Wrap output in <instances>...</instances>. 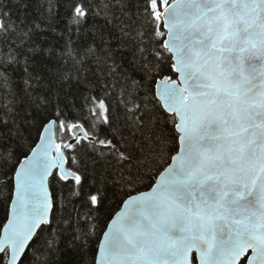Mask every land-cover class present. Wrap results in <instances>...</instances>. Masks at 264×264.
Listing matches in <instances>:
<instances>
[{"label":"snow or ice","instance_id":"1","mask_svg":"<svg viewBox=\"0 0 264 264\" xmlns=\"http://www.w3.org/2000/svg\"><path fill=\"white\" fill-rule=\"evenodd\" d=\"M0 264H264V0H0Z\"/></svg>","mask_w":264,"mask_h":264},{"label":"trees","instance_id":"2","mask_svg":"<svg viewBox=\"0 0 264 264\" xmlns=\"http://www.w3.org/2000/svg\"><path fill=\"white\" fill-rule=\"evenodd\" d=\"M2 222H4V221H3V211L0 210V223H2Z\"/></svg>","mask_w":264,"mask_h":264}]
</instances>
